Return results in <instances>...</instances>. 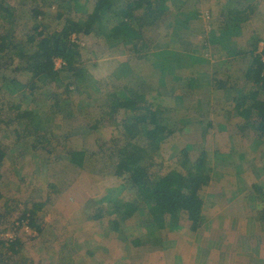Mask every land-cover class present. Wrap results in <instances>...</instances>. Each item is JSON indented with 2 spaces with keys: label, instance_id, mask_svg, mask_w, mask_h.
Here are the masks:
<instances>
[{
  "label": "crops",
  "instance_id": "crops-1",
  "mask_svg": "<svg viewBox=\"0 0 264 264\" xmlns=\"http://www.w3.org/2000/svg\"><path fill=\"white\" fill-rule=\"evenodd\" d=\"M189 1H191V4L188 7L184 6L182 9V11L188 10L190 13L187 22H182V24L177 23L179 25L177 26L175 25V18L170 17L172 12L166 16L161 14L154 22L146 23L145 29L148 31H145L143 40L138 43L139 46L144 43L143 52L145 54L143 57L145 55H150L151 51L161 52L167 50L170 56L174 55L178 60L177 70L176 67L173 66L169 72H162L163 69H169L170 67V61L163 58L157 67L152 68V70L156 71V74L148 72L143 73L142 76L140 75L141 80L136 82L135 87H129V85L125 84L122 87L118 85L114 89H108L102 95L100 94L98 96V102L99 105L107 107V111L110 115L111 111L116 108L118 115L114 117L117 119V122L120 123L119 127L121 129L123 127L122 121L127 116L124 109L120 107L121 104H123V97L126 92L129 95L136 94L138 95L137 102L140 106H149L153 109L157 108L160 113L163 110L168 113L171 118H168L166 122L172 130L180 132L181 128L190 127L192 133H188L186 137L181 139L183 144H187L188 140L195 138V133H198L202 129L201 124H204L206 119L207 127L205 129L203 128L208 134L206 148H208V146H214L218 151H224L226 148L227 150L234 151L231 149L230 145H225L226 148L220 146L221 143L227 142L226 137L224 139H217L213 132H217L221 130V127H225L224 125L227 124L228 120L223 115V112L226 108L230 109L231 107H235L234 111L239 112V115H236L238 116L236 121L240 122L230 123L229 125L234 130V132H231L235 137V143L237 136L235 133H238L236 126L244 125L245 123H249L252 127L257 126V121L254 120V117H251L252 114L248 116L241 112L239 109V101L242 93L241 87L244 89L243 95L248 93L251 89L254 90L252 82H250L252 84L249 83L248 86L244 88L246 78L243 75L250 62L252 44L256 43L259 52V43L263 40H259L256 37L258 40L256 42L255 39L253 43L250 33L248 37H246L247 34L244 35V32H248L249 29H241V25L240 28L235 26L230 19L231 17H227L220 13L218 15L216 13L213 14V8L220 7L222 10H228L241 6L243 7L246 4L262 7L264 5V0L263 2H261V0H234L233 5L226 7L220 2L209 3L207 1L206 5L209 9L206 10L212 15L211 23H213L214 30H218L221 34H226L227 32H234V34H237L230 38V43L226 44V46L225 43L222 42V45L225 46L224 48L221 44H217V38L211 41L208 37L207 39H202L200 37L202 33H206L204 28L205 20L203 21V17L201 20H197V17H195L197 10L202 9L200 6L201 0ZM197 21L200 22L198 23ZM200 26L201 28L199 29ZM193 28L195 33L191 37L184 39L182 37L183 33H189ZM253 28L255 27L253 26ZM177 29H179L180 33ZM155 33L157 34L155 35ZM171 33H175L179 36L176 39V43L164 45L162 43L163 34L170 35ZM241 34V38L237 37ZM103 39L107 38L103 37ZM132 43L131 47H134ZM208 43L209 47L207 46ZM186 44H189V46ZM239 51L244 52H240V55H237ZM135 52L137 51L135 50ZM140 52H142V50L137 53ZM130 61H133L132 55L129 56L128 62ZM234 63L240 64V67L235 68ZM202 64L205 66L210 64L215 70L219 67H225L226 72L228 71L229 73L228 80H232L231 83L238 81V84L236 86L234 85L235 89H233V91L236 90V96L230 95L225 101L212 100L213 96L210 94H212L213 91L204 88L198 81L200 77L199 67H201ZM232 65L233 69L236 71L235 74H232ZM164 74L169 75L165 76ZM109 93H111V96ZM234 98L236 100H234ZM242 102L245 104L248 103L245 99L241 101V103ZM93 110L95 112L98 108L94 107ZM29 111L33 110L31 109ZM143 113L140 111L138 114ZM128 116L130 117L131 114L129 113ZM100 132L105 135V130L101 129ZM201 134L202 133L199 135ZM87 135L85 140H81L80 146H76V143L80 141H76L75 138H73L72 143L74 144L72 145V149H69L70 151L67 157L64 155L60 156L65 159L67 158L68 162L64 163V170L68 171L70 174V176L68 175L69 179L65 180L68 188L64 193L62 202H56L55 205L57 209L55 208V210L49 208L48 203L41 210H45V212L48 211V214H46V217L42 220L41 226L38 228V236H42L46 234V232H49L52 234L54 240L52 249H50L48 244H45V248H48L49 252L54 255L56 254L57 259L61 253L60 250H65L63 261L61 260V263H56H264V220L258 217L256 211L253 213V208L252 214H248L249 209L246 206L245 195L243 193L239 195L237 179L238 176L242 174H240L237 169L231 167L225 168V184L223 185L221 182L218 183L217 179L216 181L211 179L202 191L203 193L210 189L211 193H215V198L220 194L225 195L228 203L222 209H220V207L218 209L217 207L216 209H213L211 206L206 207L205 204L204 223L197 230L191 231L188 229L190 222L183 218L180 223L184 221L186 224L179 225V223L161 230L153 221L151 214L142 216L136 211L134 215L127 220L121 218L120 212L117 209V204L127 200H122L119 197L120 189L123 186V179L116 174L115 166H113L112 173L109 177L110 179H108L104 177L105 169L103 167L90 168L86 166L85 160L83 161V166L74 162L73 153L79 152L83 154V158H87V152L90 151V149L94 150L93 152L100 149L101 145L96 143L95 138H93L92 135ZM176 136H179V134L176 133ZM216 142L218 144H215ZM30 149L32 151L29 150L28 154L31 156V153H33L32 156H35V154H37L36 150H34L33 147H30ZM162 151H164L163 148L160 152ZM248 151L238 150L237 153L241 156L239 159H245L250 163L251 159H247ZM234 156L232 157L236 158V156ZM38 158L39 156L37 159ZM50 159L51 158L47 161L50 164L46 162V167H53L55 169H57L58 166L61 167L60 163L55 162L54 164ZM7 160L8 159L5 157V159L0 162L1 170L4 169ZM233 161L238 162V159H233ZM245 167L248 168V164L245 165ZM37 169L38 166L35 160H33L32 163L20 162L17 174H35L37 173ZM53 175L54 174L51 176ZM27 191H29L27 195H30L29 201L32 205L37 200L35 198L36 196H31V189ZM110 194L112 197H108ZM45 199H48V197H42L37 201H45ZM262 199L261 196L260 202L264 205ZM213 205H217V200ZM207 213H209V215ZM250 216L251 219L249 220L248 217ZM250 232L261 233L263 238L259 241L248 239ZM208 238L209 248H205L202 245ZM187 239H190V241L200 239L199 248H193L189 242H183L187 241ZM44 251L47 252V250ZM77 255L82 256L80 262H78L75 257ZM83 255L85 256L83 257ZM40 264L46 263L42 261Z\"/></svg>",
  "mask_w": 264,
  "mask_h": 264
},
{
  "label": "rangeland",
  "instance_id": "rangeland-1",
  "mask_svg": "<svg viewBox=\"0 0 264 264\" xmlns=\"http://www.w3.org/2000/svg\"><path fill=\"white\" fill-rule=\"evenodd\" d=\"M6 1L10 6H14L19 10L18 13H16L17 16L20 14L24 16L25 22L22 21L18 25L12 24L13 27H10V30H13L11 32V40L13 44L17 45V48H19L29 36H35L37 34L34 28L40 31L43 27L42 24H49L50 27H59L58 25L60 24L63 25L66 22V14H68V12L75 13L78 16L83 10L86 11L89 0H86L85 3H82L80 0ZM207 1L209 3L220 2L225 7L233 5L234 3V0H201L200 6L202 9H199V14L208 12V10H206L209 9L206 5ZM30 3L35 5L39 4V8L43 13L39 15L37 19L35 18V20H32L33 18L30 17L32 21L28 23L26 19L29 17L27 13ZM165 3L167 2L165 1ZM165 3L161 2L157 4L155 2L153 7L156 8L160 5L165 6ZM145 10L146 8L137 10L136 13L141 14ZM175 10H177V8ZM59 11L64 13L62 18H58ZM189 16L190 13L188 10L180 11L178 14L173 11L170 14V17L175 18V25L177 26H179L177 23L182 24V22H187ZM210 16L212 17L211 14ZM211 17L210 19L202 18L203 21H206H204L206 33H202L200 37L202 39H207L208 37L211 41L217 38V44L222 45V42H224L226 46V44L230 43V38L237 34H234V32L221 34L218 30H214ZM1 23L2 20L0 19V24ZM8 26L10 25L5 23V27H0V35L4 31V28ZM177 30L179 31V29ZM4 32H6V30ZM249 33V31L244 32V35L247 34L246 37H248ZM101 34L100 26L97 24L95 26L94 39L88 37L84 39L86 36L82 38V52L84 53L85 60L84 67L81 71L83 70L85 74H76L67 70H61L63 68L58 69L60 73L55 84L59 87V91L57 90V94L52 97L43 98L44 96L41 95V92L47 89L44 87L38 88L35 90V94L31 95L30 86L25 81L12 78L16 73L11 74L8 69L6 71L0 70V142L7 148L6 158L8 159L4 169H0V213L6 214L5 217L3 216L4 218H1L0 225L1 227H7V230H13L12 228L14 225L12 221L22 214L21 212L23 209L29 208L31 205L29 201L30 195H27L29 191H26V188L18 186L19 176L17 175V171L19 170L20 162L32 163L33 160H35V163L37 162V173L34 176H32V174L28 175L29 180H26V185L32 190V197L36 196L42 198L48 196V198L51 199L48 204L49 208L54 210L55 208L57 209L55 205L56 202H62L64 193L68 188L65 180L69 179L68 175L70 176L69 172L64 170V163L68 162V160L60 156L64 155L67 157L70 151L69 149H72V145L74 144L72 143L73 138H75L76 141H80L76 143V146L81 145V140H85L87 134H89L87 136L92 135V137L95 138L96 143L101 145L100 149L93 152L94 150L89 148L90 151L87 152L88 157L84 158L85 164L90 168L103 167L105 169L104 177L110 179L109 177L112 173L113 166H115L110 158V152L115 148V145L121 142L122 128L120 129V123L117 122V119L114 117L115 115H110L106 106L99 105L98 96L100 94L102 95L108 89L116 88L118 85L122 87L126 84L129 85V87H135L136 82L141 80L140 75L142 76L143 73L148 72L156 74V71L152 70V68L157 67L163 58L170 61V67L169 69H163L162 72H169L173 66H175L177 70L178 60L174 55L170 56L167 50L161 52L151 51L150 55H145L144 57L143 55L145 53L143 50L140 53L135 52L131 47V43L136 40L134 32H131L129 35L128 40L125 42L127 45L123 50L117 47V44L121 41L115 42L113 38L103 39ZM156 34L157 33H155V35ZM178 37L179 36L175 33H171L170 35L163 34L162 43L164 45L168 43L175 44ZM186 45L189 46V44ZM207 46L209 47V43ZM225 46L222 45L223 48ZM17 48L15 49L16 51ZM10 51L11 50H4L0 52V62L7 60ZM130 55H132L133 61L128 62ZM208 65L205 66L202 64L201 67H199L200 77L198 81L201 86L213 91L212 94H210L213 96L212 100L225 101L230 95L236 96V90L233 91V89H235L233 87L234 82L231 83L232 80H228L229 73L228 71L226 72V68L219 67L215 70L210 64ZM234 65L235 68L240 67L238 63H234ZM231 68L233 71L232 74H235L236 71L233 69V65ZM164 75L167 76L169 74ZM68 83L71 84L70 90H73L72 93L65 88V85ZM41 85L42 83L40 82L38 86ZM59 94L64 95L61 97V100L59 99ZM68 95H70V97H68ZM56 100H58L57 103ZM234 100L236 99L234 98ZM94 107L98 108L95 112L93 110ZM234 108L235 107H231L230 109L226 108L224 110L223 115L228 122L224 125V128L221 127V130L213 132L217 139H224L226 137L227 142L221 143L220 146L226 148L225 145H230L231 149L234 151L227 150V148L224 151H218L214 146H208V148H206L207 163L211 168L212 179L215 181L217 179L218 183L221 182L223 185L226 179L224 169L230 167L237 169L238 172L242 174L238 176L237 179L239 195L243 193L246 196L242 195L249 209L248 214H252L253 208V213L256 211L258 217L264 220V205L260 202L262 194H259L257 190L258 186H264V142L259 140L252 142L251 148L247 153V159H251L250 163L245 159H239L241 156H239L237 151L241 149V145L237 139L238 136H236L235 143V137L231 132H234V130L229 126L230 123L240 122L236 121L238 118L236 115H239V112L234 111ZM31 109L35 113V119H33L32 123L33 127L31 126L32 128L28 126L29 122L27 118L17 116L19 112ZM206 125L207 121L205 119L201 127L205 129L207 127ZM101 129L105 130V135L100 132ZM24 147H28L29 149ZM30 147L36 150L37 154H35V156H32L33 153H31V156L28 154L29 150L32 151ZM165 153V150L160 152L155 158V163L161 162L162 157H165ZM233 153L236 158L232 157L234 156ZM38 156L39 158L37 159ZM49 158H51L50 160L54 162V164L55 162L60 163L61 167L58 166L57 169L46 167L45 164ZM233 159H238V162L233 161ZM247 164L248 168L245 167ZM153 168H156V165L153 166L152 169ZM52 174L54 175L51 176ZM58 180L61 181L62 186H60ZM49 182L55 183L56 190H48L47 183L49 184ZM214 194L215 193H211L210 189L202 193L206 207L211 206L213 209H216V207L217 209L219 207L220 209L224 208L228 203L225 195L220 194L215 198ZM134 196L136 195L129 190L123 189V186L120 189L119 197L122 200H131ZM108 197H112L111 194ZM216 200L217 205L214 206L213 203ZM136 202L140 204L137 209L138 214L142 216L150 214L148 210L142 207L141 199H137ZM44 212L45 210L41 211L36 217L37 230L39 226H41L42 220L46 217V214H48V211ZM207 214L209 215V213ZM248 219L250 220L251 216L248 217ZM184 224H186V222L182 221L179 225ZM19 234L24 242L22 255L28 257L31 260V264H40L42 261L46 264H55L56 262L61 263V260L63 261L65 250H60L61 253L57 259L56 254L54 255L49 252L48 248H45V244H48L50 249H52L54 240L51 233L46 232V234L42 236L36 235L35 238L27 237V234L23 232H19ZM261 238H263V235L257 232H250L248 235V239H253L254 241H259ZM183 242H189L193 248H199L200 246V239H195L193 241L187 239V241ZM202 246L209 248V238ZM44 250H47V252ZM84 256L85 255H83V257ZM75 257L78 262L81 261V255Z\"/></svg>",
  "mask_w": 264,
  "mask_h": 264
},
{
  "label": "trees",
  "instance_id": "trees-1",
  "mask_svg": "<svg viewBox=\"0 0 264 264\" xmlns=\"http://www.w3.org/2000/svg\"><path fill=\"white\" fill-rule=\"evenodd\" d=\"M80 1L86 2V0ZM155 2L157 4L164 2L165 6L160 5L154 8ZM190 4L189 0H89L86 11L83 10L78 16L68 12L66 22L63 25H58L59 27L42 24L43 27L40 31L34 28L37 34L29 36L22 46L17 48L18 46L11 40L13 30H10V27L18 25L22 21L25 22L24 16L23 14H20V17L17 16L16 13L19 10L16 7L10 6L6 0H0V19L2 20L0 27H5V23L10 25L4 28L6 32L3 31L0 35V52L11 50L7 60L3 61L4 63L0 62V70L8 69L11 74L16 73L12 78L25 81L30 86L31 95L35 94V90L38 88L44 87L47 89L41 92L43 98L52 97L57 94L59 89L55 83L60 73V70L55 68L54 60L59 57L65 62V66L61 70L85 74L83 70L81 71L85 60L82 52V38L86 36L84 39L87 37L94 39L97 24L100 26L103 37L113 38L115 42L121 41L117 47L122 50L126 47L125 42L129 35L134 32L136 40L132 43L134 46L132 48L139 52L144 49V43L140 46L138 43L143 40L147 22H154L161 14L166 16L173 11L178 14L184 6L188 7ZM145 8L146 10L141 14L136 13L137 10ZM176 8L177 10H175ZM42 13L39 4L30 3L27 13L29 17L26 21L30 23ZM215 13L231 17L234 25L239 28L241 25V29H249L253 43L256 37L264 42V5L255 7L252 4H246L243 7L228 10L214 7L213 14ZM63 15L64 13L59 11L58 18H62ZM202 15L197 10L195 17L197 20H201ZM30 17L33 19L30 20ZM193 21L195 22L194 19ZM194 33L193 28L189 33L184 32L182 37L187 39ZM74 34L79 39L78 42L72 39ZM239 37L241 38L242 34ZM240 52L244 51L237 52V55H240ZM250 55V62L243 75L246 78L244 88L252 82L254 85L250 84L254 90L251 89L243 95L244 89L241 87L239 109L245 115L252 114L254 120L257 121V126L252 127L249 123H245L236 126L238 133H235L241 145L240 150L247 151L255 140L264 142V74L262 55L258 52L256 43L252 44ZM40 82L42 85L38 86ZM237 84L238 82L235 81L233 87ZM70 87V83L65 85L67 91L71 89ZM70 92L72 93L73 90ZM109 94L111 96V93ZM63 96L59 94V99L61 100ZM123 98V104L120 107L124 109L127 116L129 113L131 116H126V119L124 118L122 121L121 142L115 145V148L110 152V158L115 164L116 174L123 179V189L129 190L136 196L131 200L117 204L121 218L127 220L132 217L140 205L136 200L141 199L142 206L152 215L153 221L159 229L164 230L177 225L183 218L190 222L188 229L197 230L205 219L202 191L212 179L211 168L207 163V132L202 128L198 133H195V138L188 140L187 144H183L181 139L191 132L190 127H183L180 132H176L168 126L166 120L171 116L164 110L160 113L157 108L140 106L136 94L129 95L126 92ZM244 99L248 101L247 104L241 103ZM57 102L58 100H56ZM140 111L144 113L138 114ZM34 114V111L24 110L17 116L27 118L29 127H31L33 119H35ZM111 115H118L116 108L111 111ZM176 133L179 136H176ZM200 133L202 134L199 135ZM24 148L29 149L28 147ZM162 148L166 151L165 157H162L161 162L155 163V158ZM6 154V146L0 142V162L5 159ZM73 157L74 162L83 166V154L76 152L73 153ZM155 165L156 168L151 170ZM17 175L19 176L18 186L26 188L27 191L29 188L26 185V180L29 176L20 173ZM59 183L62 186L61 181ZM47 187L48 190H56L53 182L47 183ZM257 190L259 194H262L264 201V186H258ZM37 200L29 208L23 209L22 214L12 221L14 238L7 241L0 240V264H31V260L22 255L24 242L19 232L25 233L21 227L24 220L33 230L37 229L36 217L51 199ZM5 215L0 213V220ZM6 230L7 227L0 225V232ZM27 237L35 238L33 235H27Z\"/></svg>",
  "mask_w": 264,
  "mask_h": 264
},
{
  "label": "built area",
  "instance_id": "built-area-1",
  "mask_svg": "<svg viewBox=\"0 0 264 264\" xmlns=\"http://www.w3.org/2000/svg\"><path fill=\"white\" fill-rule=\"evenodd\" d=\"M202 17L204 19H210V14L208 12L204 13L202 15ZM72 39L75 40V41H78L76 35L74 34L72 36ZM259 53L262 55L261 56V61H262V67H263V74H264V42H260V48H259ZM55 68L57 69H60V68H63L65 66V62L62 60V58H59L57 57L55 60ZM22 229L25 231V233L27 235H33V236H36L38 235V232L37 230H33L32 227L28 224L27 221L24 220L23 224H22ZM15 236V232L14 230H7L5 232H0V240L1 239H4V240H9L11 238H14Z\"/></svg>",
  "mask_w": 264,
  "mask_h": 264
},
{
  "label": "clouds",
  "instance_id": "clouds-1",
  "mask_svg": "<svg viewBox=\"0 0 264 264\" xmlns=\"http://www.w3.org/2000/svg\"><path fill=\"white\" fill-rule=\"evenodd\" d=\"M263 42V41H262ZM260 46V45H259ZM57 69V68H56ZM37 230V229H36ZM38 232V231H37ZM38 236V235H37Z\"/></svg>",
  "mask_w": 264,
  "mask_h": 264
}]
</instances>
